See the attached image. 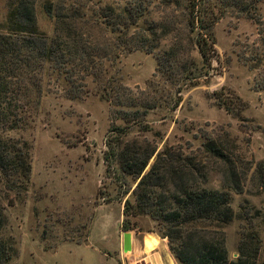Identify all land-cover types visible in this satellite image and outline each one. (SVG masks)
Masks as SVG:
<instances>
[{
	"label": "rangeland",
	"instance_id": "rangeland-1",
	"mask_svg": "<svg viewBox=\"0 0 264 264\" xmlns=\"http://www.w3.org/2000/svg\"><path fill=\"white\" fill-rule=\"evenodd\" d=\"M149 1L145 0L147 10L137 26H129L128 34L145 29L149 22L170 18L175 27L182 26L181 12L173 4L165 7L162 0ZM237 1L248 3V8L240 9ZM134 2L65 1V8L70 4L81 8L87 21L85 31L106 45L110 56L102 61V80L95 82L87 77L86 92L80 98H67L64 81H55L54 77L48 80L43 75L37 112L23 128L4 133L7 138L26 142L30 156L25 190L9 191L0 182V207L6 219L0 235L10 240L15 249L5 264H159L162 251L180 264L170 252L160 225L149 216H129V229L121 227L124 201L133 202L137 180L123 174L116 158L107 154L106 141L112 136L109 130L127 124L118 110L139 112L140 123L127 129L124 142H141L145 138L156 145L145 171L165 147L180 148L193 156L207 137L227 133L237 151L252 162V169L246 171L243 193H230L234 217L224 228L225 245L229 257L236 258L239 231L246 225L241 213H249L261 242L258 261L264 264V190L250 180L255 164L264 161V0H202L214 21L217 56L209 67L201 69L195 85L181 86L175 108L177 86L157 73L155 57L141 49H122L115 39L121 33H112L101 23V7L111 6L121 12ZM48 3H53L54 14L58 0H34L33 7L37 31L50 39L53 20L44 10ZM6 17L7 0H0V33L7 31ZM169 44L164 38L159 47ZM191 55L200 67L197 52ZM104 82L128 88L133 97L141 96V91L149 93L157 106L143 115L141 106H117L102 100L98 91ZM223 102L229 105L230 112ZM143 124L150 130L145 132ZM205 186L222 190L217 170L209 169ZM125 232L133 240L129 251L122 250ZM145 235L163 240L165 249L142 252Z\"/></svg>",
	"mask_w": 264,
	"mask_h": 264
},
{
	"label": "trees",
	"instance_id": "trees-1",
	"mask_svg": "<svg viewBox=\"0 0 264 264\" xmlns=\"http://www.w3.org/2000/svg\"><path fill=\"white\" fill-rule=\"evenodd\" d=\"M65 1L58 0L60 4L54 14L53 3L44 6L45 13L53 20V34L47 39L37 31L34 0H7V31L0 33V182L9 191L20 192L27 188L30 156L26 142L7 138L4 133L23 128L37 112L42 76L64 81L65 96L80 98L86 92L87 77L95 82L102 80V61L110 56L108 47L85 31L83 25L87 21L81 8L71 4L65 8ZM144 2L135 0L121 12H115L111 6L101 7V23L112 33H121L115 39L122 49H141L155 57L157 73L177 86L175 108L180 101L181 86L195 85L201 69L209 67L217 56L212 31L214 21L202 0H186L182 4L179 0H162L165 7L173 4L180 10L182 26L175 27L170 18L149 22L145 29L138 28L128 34L129 26H137L147 10ZM237 2L240 9L248 8V3ZM164 38L170 44L160 48ZM192 51L197 52L200 67ZM101 85L99 97L109 103L132 108L141 106L143 115L157 106L149 93L141 91V96L133 97L131 90L121 85L108 82ZM223 104L230 112L229 105ZM118 112L127 124L109 130L112 136L106 141L107 154L116 158L123 174L137 180L133 202L124 201L122 229H129V216H149L160 225L170 252L180 264H261L258 261L261 242L251 226L249 213H241L246 225L239 231L236 258L229 257L225 245L224 228L234 217L230 193H243L246 171L252 169V162L237 151L227 133L222 137H207L199 153L193 156L180 148L165 147L156 153L145 171L156 145L145 138L141 142H124L122 137L127 129L140 123L139 112ZM142 128L145 132L150 130L147 124ZM209 169L219 172L222 190L205 186ZM250 180L264 190V161L255 164ZM5 223L0 207V232ZM14 254L11 241L0 235V264H5Z\"/></svg>",
	"mask_w": 264,
	"mask_h": 264
},
{
	"label": "crops",
	"instance_id": "crops-1",
	"mask_svg": "<svg viewBox=\"0 0 264 264\" xmlns=\"http://www.w3.org/2000/svg\"><path fill=\"white\" fill-rule=\"evenodd\" d=\"M131 243H133V240H131ZM142 252H144L145 254H150L151 252L155 251V250H164V242L163 240H161L160 238H157L154 235H145L142 238ZM148 249L149 252H146L145 250ZM165 251H162V255L163 258L161 260V263L159 264H177L174 259L168 254V253H164Z\"/></svg>",
	"mask_w": 264,
	"mask_h": 264
},
{
	"label": "water",
	"instance_id": "water-1",
	"mask_svg": "<svg viewBox=\"0 0 264 264\" xmlns=\"http://www.w3.org/2000/svg\"><path fill=\"white\" fill-rule=\"evenodd\" d=\"M131 249V234L125 232L122 235V250L129 251ZM234 257H237V254H234Z\"/></svg>",
	"mask_w": 264,
	"mask_h": 264
}]
</instances>
